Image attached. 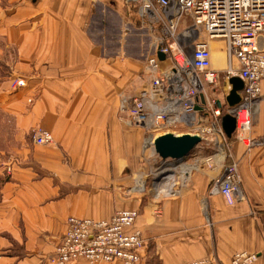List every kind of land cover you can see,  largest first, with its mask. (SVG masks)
I'll list each match as a JSON object with an SVG mask.
<instances>
[{"label":"crops","instance_id":"crops-1","mask_svg":"<svg viewBox=\"0 0 264 264\" xmlns=\"http://www.w3.org/2000/svg\"><path fill=\"white\" fill-rule=\"evenodd\" d=\"M154 46L120 0H0V61L12 71L0 78V120L12 118L17 136L9 179L0 159V264H50L70 217L110 220L121 210L140 213L141 264H231L238 252L264 264V146L231 139L212 155L205 143L180 167L173 194L137 190L145 132L119 108L147 87ZM210 47L223 77L225 42ZM16 78L26 86L12 88ZM252 121L251 138H264V98ZM37 130L53 143L35 144ZM232 162L245 199L230 206L210 188Z\"/></svg>","mask_w":264,"mask_h":264},{"label":"built area","instance_id":"built-area-1","mask_svg":"<svg viewBox=\"0 0 264 264\" xmlns=\"http://www.w3.org/2000/svg\"><path fill=\"white\" fill-rule=\"evenodd\" d=\"M120 1L137 16L142 30L155 34L154 54L145 66L149 83L138 96H123L119 108L120 118L126 124L144 130V153L158 155L155 142L169 133L200 136L201 145L233 139L248 148L264 146V138H251L253 111L264 98V0ZM217 40L226 45L228 69L224 78L212 68L210 44ZM159 53L165 55L164 61ZM235 77L243 81L244 89L240 92L241 102L230 106L227 97L232 91L230 80ZM222 81L228 91L223 96H213ZM226 115L236 119L231 139L222 126ZM51 140L46 133L38 138L41 144ZM188 175L186 172L182 178ZM176 182L173 177L167 178L162 192L173 194ZM210 193L223 197L230 206L244 201L236 162L225 167L220 178L212 183ZM139 216L136 210H124L110 220L70 218L51 262L141 264L146 241L136 228ZM258 258L256 253L238 252L231 264H254ZM182 264L219 263L201 259Z\"/></svg>","mask_w":264,"mask_h":264},{"label":"rangeland","instance_id":"rangeland-1","mask_svg":"<svg viewBox=\"0 0 264 264\" xmlns=\"http://www.w3.org/2000/svg\"><path fill=\"white\" fill-rule=\"evenodd\" d=\"M217 42H221V41L217 40ZM11 73H12V71L10 70V68L7 67L5 64H3L0 61V78H5L7 76H10ZM221 77H222V75H221ZM222 78H224V76ZM20 81H22L24 84L20 85L19 84ZM224 82H225V80H224ZM25 86H26V80H24V79H17L16 78V79L12 80V88L18 89V88L25 87ZM227 91H228V86H226V84H224L222 81V83L220 84V86L217 89V94L216 95L212 94V95L218 96V97L223 96L226 94ZM0 115H1V113H0ZM5 121L9 124L4 127V126H1V120H0V159L6 164L4 166V173H5V178L9 179L11 174H12V171H13V166H12L13 164L12 163H13V161H15V158H16V151L12 150V147H14L16 145V141H17L16 137L17 136L14 134V129L12 126V118H7ZM185 132L186 131H182L183 134ZM192 132L194 134L196 133L195 131H192ZM43 133L50 134L52 140L50 142L43 143V144L39 143L38 138ZM212 138H215V137H212ZM31 139L37 145H50L54 141L52 134L48 131H45V130H37V131L33 132L31 134ZM225 144L226 143L223 142V143H220V144H217L215 146L210 147V150H211L210 152L212 153V155H222V153L224 152L225 146H226ZM202 148H203V145H200L196 149V151L192 154V157L189 160L194 159L195 156L197 155V153H200L202 151ZM205 153H209V152H205ZM143 156H145V160H147L145 163L146 167H145V170L141 171L140 175H138V183H137V190L140 191L142 194L147 193L149 195H153L155 193H158L159 191L165 190L167 178L173 177L174 180H177V177L180 176L179 175L180 167L186 163L185 162V163H181L179 165L173 166L174 161H166L165 162L160 158L159 155H153L152 153H150V151H148L147 154H145L143 152ZM168 172H170V173H168ZM163 173H166V175L160 177ZM157 179H158V181H157ZM121 211H124V210H121ZM70 218H72V217H70ZM75 218H77V217H75ZM80 219H87V218H80ZM68 220H67V222H68ZM67 222H66V231H67ZM66 231H65V233H66ZM65 233H64V235H65ZM64 235H63V237H64ZM63 237L61 238L60 243H61ZM55 253H56V251H55ZM55 253L50 258V264H53L51 261H52L53 257L55 256ZM114 263H116V262H114ZM111 264H113V263H111Z\"/></svg>","mask_w":264,"mask_h":264},{"label":"water","instance_id":"water-1","mask_svg":"<svg viewBox=\"0 0 264 264\" xmlns=\"http://www.w3.org/2000/svg\"><path fill=\"white\" fill-rule=\"evenodd\" d=\"M158 56L162 61L166 59L162 53H159ZM230 84L232 85V91L227 97V102L230 106H235L241 102L240 92L244 89V83L235 77L230 80ZM222 126L227 137L231 139L236 129V119L231 115H226L222 119ZM202 143L203 139L197 135L178 136L169 133L156 140L155 150L163 161H174L173 166H175L187 162ZM165 175L166 173H163L160 177Z\"/></svg>","mask_w":264,"mask_h":264}]
</instances>
